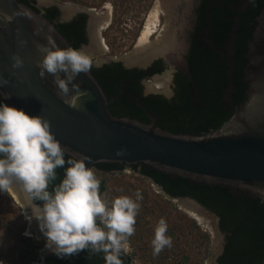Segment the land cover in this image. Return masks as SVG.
<instances>
[{
  "label": "water",
  "instance_id": "water-1",
  "mask_svg": "<svg viewBox=\"0 0 264 264\" xmlns=\"http://www.w3.org/2000/svg\"><path fill=\"white\" fill-rule=\"evenodd\" d=\"M177 2L174 0V5ZM255 22L244 68L247 99L226 124L205 136L173 135L155 128L153 123L113 117L107 109L109 102L91 72L80 73L73 81L86 93L77 107L64 104L56 95L52 77L46 74L42 79L38 74L43 54L37 45H45L48 38L59 48L69 44L53 23L17 0H0V77L8 81L0 87V93L10 95L4 101L9 106L48 120L55 138L70 150L66 155L77 153L89 158L86 167L93 168L98 163L121 166L141 163L162 173L227 186L264 199V7ZM168 32L174 30L165 31L159 40L163 41ZM234 39L232 35L231 52ZM21 40L26 41L23 46ZM13 54L23 62L16 69L12 68ZM159 56L150 55L143 62L123 66L145 70ZM60 75L63 78V73ZM121 149L123 154L117 155ZM24 195L29 203L27 194ZM192 204L200 211L203 209L194 201ZM32 225L36 227L35 223ZM262 241L264 237L249 254ZM221 252L222 247L215 253V261ZM121 256L128 264L124 252Z\"/></svg>",
  "mask_w": 264,
  "mask_h": 264
},
{
  "label": "trees",
  "instance_id": "trees-1",
  "mask_svg": "<svg viewBox=\"0 0 264 264\" xmlns=\"http://www.w3.org/2000/svg\"><path fill=\"white\" fill-rule=\"evenodd\" d=\"M17 1L26 5L32 3L30 0ZM31 7L38 11L35 6ZM263 7L264 0H200L195 10L196 26L185 58L188 75L179 78L170 99L157 94H142V80L160 71V68L154 70L158 62L146 73L138 69H123L120 63L91 68L92 76L109 102L107 109L110 114L144 124L153 123L155 128L173 135L205 136L220 129L247 99L248 86L243 80L247 43ZM55 15L54 8L44 14L50 22ZM73 26L55 25V28L68 39L70 31L75 28ZM232 35L235 36L234 51L229 53L228 43ZM68 157L66 155L65 158ZM123 167L125 165L116 163H98L93 169L110 173ZM128 167L139 170L165 194L173 198H191L219 218L218 227L225 234V246L217 264H264V241L249 254L264 237V204L257 199L233 198L226 187L197 183L141 163ZM56 171L54 183H59L63 170ZM97 179L102 193L104 181ZM103 256L102 252L80 251L66 258L52 254L45 262L105 264Z\"/></svg>",
  "mask_w": 264,
  "mask_h": 264
},
{
  "label": "clouds",
  "instance_id": "clouds-1",
  "mask_svg": "<svg viewBox=\"0 0 264 264\" xmlns=\"http://www.w3.org/2000/svg\"><path fill=\"white\" fill-rule=\"evenodd\" d=\"M19 43L23 46L26 41ZM37 50L43 54L38 65L40 78L50 75L56 95L67 106L76 108L86 93L73 81L80 73L89 74L92 57L71 46L59 48L52 38L45 45H37ZM11 60L13 69L22 66L18 55L13 54ZM7 84L0 77V87ZM0 97V191L20 184L29 200L26 208L31 211L25 218L29 223L37 221L45 247L57 258L89 250L103 252L105 264H123L121 254L128 250L127 237L134 232L139 204L128 196L109 200L102 195L100 181L92 167H86L89 158L71 153L66 159L70 150L55 138L48 120L29 116L4 103L10 99L9 94L0 93ZM123 151L119 150L117 155ZM57 169H62L63 175L59 183H54ZM139 199L137 193L136 200ZM166 232L167 224L161 219L154 230V254L171 246ZM0 264L4 261L0 260Z\"/></svg>",
  "mask_w": 264,
  "mask_h": 264
},
{
  "label": "rangeland",
  "instance_id": "rangeland-1",
  "mask_svg": "<svg viewBox=\"0 0 264 264\" xmlns=\"http://www.w3.org/2000/svg\"><path fill=\"white\" fill-rule=\"evenodd\" d=\"M35 1L40 6L56 4L62 10V17L74 9L85 8L101 18L104 23L96 34L107 49L98 52L87 48L84 51L92 57L94 66L97 63L101 66L112 60L135 64L127 63L126 59L139 56L135 53L142 50L140 40L147 32L148 22L153 25L149 30L151 33L146 37L147 47H164L165 39H159L165 31L174 30L176 47L168 55L173 62L179 63L186 48L187 33L192 26L191 18L198 0H178L166 9L164 2L157 0ZM157 40V43H151ZM228 51L231 53V40ZM173 62L164 73L143 82L145 95L150 93L168 97L170 77L165 74L174 69ZM93 172L96 178L104 181L103 195L109 200L128 196L139 204L134 232L127 237L128 250L124 252L129 258V264H216L215 253L224 244V234L219 231L217 219L211 213L204 209L200 211L190 199L166 196L139 170H132L128 166L110 173H101L95 169ZM137 193L141 197L139 200H136ZM26 216L30 215L21 203L15 201L9 190L0 191V260L4 264H42L51 252L45 247L46 240L39 231L37 221L33 219L29 223ZM161 219L167 224L166 236L171 238L172 243L170 247L166 246L154 254L152 240ZM33 223L36 227H33Z\"/></svg>",
  "mask_w": 264,
  "mask_h": 264
},
{
  "label": "flooded vegetation",
  "instance_id": "flooded-vegetation-1",
  "mask_svg": "<svg viewBox=\"0 0 264 264\" xmlns=\"http://www.w3.org/2000/svg\"><path fill=\"white\" fill-rule=\"evenodd\" d=\"M30 1H32V3L30 5H27V6H29V7H31L32 5L35 6V8L38 9L37 12L41 13L43 16H44L45 12L47 10L51 9V8H54L56 10V15H55L53 21L51 22V23L54 24V26L55 25H74L73 27H75V28L70 31V34L67 37L68 39H66V41L68 40L71 45H74L76 48L81 49L82 51H85L87 48H90L91 51H94V50L97 51L98 50V52H102V51H105L107 49V47H104L103 41L100 38H98V34H96L97 29H101L102 28L101 25L104 22L102 21L101 18H98V16L96 17L92 13V11L90 9H85V8L84 9H74L73 11L69 12L66 17H62V10L56 4H49V5H46V6H40L35 0H30ZM159 1L160 2H164V4H163L164 5V9H166V8H170V7L173 6V1L174 0H159ZM199 1L200 0L197 1V6L199 5ZM197 6H196V8H197ZM196 8H195V10H196ZM195 10H194L193 16L191 18V25L192 26H191L189 32L187 33L188 36L186 38V48L184 49V53L181 56L180 62L179 63L178 62L177 63L173 62L171 60V58H170V55H167L168 52H170L172 49H174L176 47V40L174 39L175 38L174 37V33H169L168 32L166 35H169V36L172 35V36H170V37L169 36H166L165 37V41H166L165 49H163V52L157 54V55H161V56H159V58H157L147 68L148 69L147 72L151 71L150 68L154 65V63H157L158 62L159 64H158V66L155 67L154 70L156 71V69L160 68V71L159 72H156L154 74H151V76L149 78H147V79H143L142 80V86H143V82L150 80L153 76H155V75H158L159 76L160 74L164 73V71H166L169 68V64L173 62L174 63V69L169 74L168 73L165 74V75H167V76L170 77V79L168 80L170 82V87H171L169 94H171V97H172L174 95V90H175L176 82L179 80V78L181 79V76H187L188 75V66H187V63H186V59L185 58H186L187 52H188L189 47H190L191 34L194 32V29H195V26H196V22H197V17H196V14H195ZM232 51H234V47L232 48ZM163 55H165V56H163ZM112 63H120V62H117V61H113L112 60L109 63L102 64V65H108V64H112ZM120 64H121V67L123 69H126L123 66L122 63H120ZM92 68H96V67L93 65ZM130 69H138V68H130ZM130 69H127V70H130ZM147 69H145V70L138 69V70H143V71H145L144 73H146V70ZM167 76H165V78ZM165 82H167L166 79H165ZM142 94H143V96L151 95L150 93L147 94V95H145L143 90H142ZM157 95H159V94H157ZM166 99H169V98H166ZM150 181H152V180L150 179ZM152 183H154V182L152 181ZM155 185L157 187H159L157 184H155ZM211 186H217V187H220V188H224V187L228 188L229 189V193L232 195L233 198H237V197H241V198H245V197L246 198H252V199H257L260 203L264 204V199H262L260 197L251 196L247 192L240 191L238 189H232V188H229L227 186H222V185H211ZM165 195L168 196V197H170V198H173V197H171V196H169L167 194H165ZM173 199H190V200L196 202L195 200H193L191 198H188V197H182V198L181 197L180 198L177 197V198H173ZM197 204L200 207H202L205 211L211 213L209 210H207L206 208H204L203 206H201L199 203H197ZM211 214L214 217L217 218V220H218L217 226H218L219 218L215 214H213V213H211ZM218 229H219V227H218ZM224 246H225V234H224V244L222 246V252H223ZM88 251L89 250H82L81 252H88ZM222 252H221V254H222ZM89 253H94V252L89 251ZM52 254L53 253L50 252L43 259V263L42 264H46L45 259L47 257L51 256ZM221 254L219 255V257L221 256ZM218 258H217V260H218ZM122 259H123V264H125V259L123 257H122ZM104 260L105 259H104V256H103L102 257V261L104 262ZM217 260H216V262H217Z\"/></svg>",
  "mask_w": 264,
  "mask_h": 264
},
{
  "label": "bare ground",
  "instance_id": "bare-ground-1",
  "mask_svg": "<svg viewBox=\"0 0 264 264\" xmlns=\"http://www.w3.org/2000/svg\"><path fill=\"white\" fill-rule=\"evenodd\" d=\"M152 25H153V23L148 22L147 32H145L143 34L144 37L140 40V46H141L142 50L140 52H138V53H135L136 56H138V54H139V56L136 57V58H128V59H126L127 63H138V62L140 63V62H143L150 55H157L158 53L163 52V49H165L166 41H165L164 47L162 45L159 46V47H147V42H145V41L147 40L146 37L149 35V33H151V32H149V30H151ZM166 36H169V35H166ZM170 36H172V35H170ZM8 190H9L10 194L13 196V198L15 199V201L21 203L25 207L27 213L29 215H31L30 208H26V206L28 205V201H27V198L25 197L24 192H23L22 188L20 187L19 183L18 182L14 183Z\"/></svg>",
  "mask_w": 264,
  "mask_h": 264
}]
</instances>
